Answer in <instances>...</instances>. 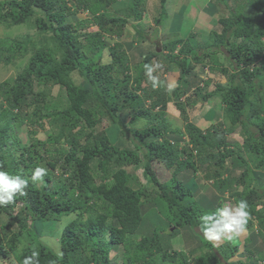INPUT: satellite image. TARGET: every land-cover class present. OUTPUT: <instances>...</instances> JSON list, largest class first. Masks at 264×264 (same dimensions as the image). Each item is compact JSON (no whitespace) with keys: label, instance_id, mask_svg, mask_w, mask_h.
<instances>
[{"label":"trees","instance_id":"obj_1","mask_svg":"<svg viewBox=\"0 0 264 264\" xmlns=\"http://www.w3.org/2000/svg\"><path fill=\"white\" fill-rule=\"evenodd\" d=\"M244 2L249 9L234 20L219 18L221 31L210 33L216 48L210 53L221 58L209 62L208 52L199 54V46L185 50L179 40L165 45L168 54L163 57L181 72L169 97L163 86L145 84V65L151 66L156 56L144 55L130 68L126 43L115 41L144 19L146 0L0 1V26L29 24L40 37L0 38V62L26 61L13 81L0 82V171L28 181L26 195L17 194L12 203L0 206V216L8 217L0 224L2 264H23L34 250L40 254L39 264H250L230 261L244 255L251 241L248 235L215 244L204 238L202 222L203 216L222 208L228 200L221 195L230 192L235 203L248 202L246 231L254 219L264 240V186L257 185L254 173L264 171V0ZM115 5L121 7L115 10ZM73 10L87 12L90 20L69 23ZM91 25L97 27L95 32L79 33ZM177 45L180 48L173 54ZM209 45L205 40L204 49ZM105 49L111 56L107 64L102 63ZM203 58L209 71L223 75L232 71L229 86L218 85L200 96L207 103L198 115L209 123L205 132L188 117L186 107L192 100L180 101L191 86L192 72L197 71L196 79L203 75ZM75 72L82 78L78 84L72 78ZM56 86L59 92L53 98ZM145 100L150 102L148 108ZM172 100L183 119V134L170 129L165 118ZM219 112L225 131L210 122ZM231 112L242 119L230 124ZM139 119L150 125L135 129ZM26 123L31 130L24 131ZM46 126L53 131L45 140L37 139V129ZM240 127L244 142H226L224 134ZM18 130L23 132L16 134ZM175 133L188 138V147L166 139ZM119 134L132 144L131 150L118 147ZM15 150L21 151L18 159ZM43 162L58 173L47 172L43 182L34 183L32 173ZM154 163L163 165L170 178L161 180ZM235 169H241L240 174L230 176ZM139 170L143 183L136 175ZM199 170L202 176L197 175ZM210 180L215 190L209 187ZM200 198L211 200L210 210L201 208ZM60 222L66 224L56 235L57 250L29 230L38 225L42 231H52ZM184 230L193 243L197 238L192 233L200 234L194 244L202 254L185 244L189 236H183ZM23 241L27 246L19 252ZM119 248L121 256L116 253L112 258Z\"/></svg>","mask_w":264,"mask_h":264},{"label":"rangeland","instance_id":"obj_2","mask_svg":"<svg viewBox=\"0 0 264 264\" xmlns=\"http://www.w3.org/2000/svg\"><path fill=\"white\" fill-rule=\"evenodd\" d=\"M0 1H3V0H0ZM182 1L184 2L185 0H178L179 5H174V7H172V6L168 7L167 6L168 0H164L165 4L163 6L162 5L159 6V11L157 12V15L154 19H156L155 22L159 21V25L157 26L158 28L166 27L167 33L165 31H163L164 32L163 37L155 38L153 33H149L148 30L144 29L145 24H149L148 20H145V18L141 22L136 23L135 25L131 24L132 25L131 30L133 31V33H136L139 37L145 39V41L147 39L160 40L161 43H159V45L157 44L152 50L150 49L151 50L150 54L156 56L155 57L156 59L151 60V67L153 68L152 75L157 78L158 85H161L165 88L167 95L169 97H170V93L168 92V86L169 85H175V87L177 86L176 83L181 76V72H180V69H178L177 67L175 68V66L173 64H169L167 62V60L163 57V56H165V57L167 56L166 52L165 53L162 52L163 48L167 49L165 47L166 44L167 45L170 43L174 44V42L176 40H179V41H181V46H183V48L185 50L194 49L195 47L199 46V50H200L198 52L199 54L204 53V51H206L210 54V56L205 55L206 57L209 58V60H208L209 62H210V59L217 60L216 58L219 56V55H216L214 53H210V51L216 50L215 46L212 44L213 38L210 35V31L219 33L222 29V25H219L217 21H216V24L214 27L210 28L207 26L209 31L207 30L208 33L206 32V35H205V37L207 36L206 39H204L202 37L203 33H204V31L202 29H198V33H197V31H195L194 34L198 35L197 39H200V40L196 39L195 42L193 41L192 38L181 40V39H177V35L169 34V33H171V28H169L170 26H167V24L171 20V14L179 16L180 12H182V10H178L185 5V4H182ZM208 3L210 5V10H212L214 13H216L217 9L222 8V9H224L223 10V13H224L223 17H226V18H229L232 20H234V18L236 16H240L241 11L249 9V7H250L248 4H247L248 5V7H247L245 2L243 3V0H210V1H208ZM68 4H70V3H68ZM120 7H121V5H115L114 9L116 10ZM70 8L73 9L74 6L71 5ZM71 12H72V15L68 16L67 20L69 23H72L74 25L78 24L80 21L82 22L83 20H87V19L90 20V18H91L90 15L85 11L73 10ZM250 12L251 11L247 10V13H250ZM182 15H184V12ZM80 28H82V27H80ZM96 30H97V27L95 25H91L89 27H85V28H82L81 30H79V33L95 32ZM37 33H38L37 29L34 26H31L29 24L11 27L10 29L9 28L6 29V27L0 26V38L7 37L10 39H13V38H20V37H24V36H31L33 38V40H39L40 37L37 36ZM125 33L126 32L124 31V34L118 40H115V41L119 42V43L120 42L126 43V40L123 37L125 35ZM139 37H136V43L138 46L137 48H139L137 50V55H134L131 57L130 52H128L129 57H131V58H129L130 68H132L133 65H135L136 63H139L142 60V54L139 53V55H138V52L141 51V48H142V40ZM186 40H189L190 43H187ZM205 40L207 43H211V45H209V48L207 47L208 49H204V47H203ZM124 48H125V50L128 51L127 46H125ZM179 48H180V46H177L176 51L173 54H177V51L179 50ZM227 49H230V47H227ZM263 55H264V52H263ZM103 56H104V60H102V63L107 64L111 61V56L109 54V51H107V49L104 50ZM219 57L221 58V56H219ZM201 61L206 62V63L203 62V63H205V68L202 71L203 75H200L198 77V79H196L195 77L193 78V75H196L197 71L192 72V74L189 76V79H188L191 83V86L186 88V97H184V95H185L184 94L180 98V101L185 102L186 99L192 100V102L190 104H188V106L186 107L188 117H189L190 121L196 127L200 128L202 130V132H205L208 129L207 126L209 125V123H206V124L203 123L202 118H200L198 115H200V113L203 112L202 108H205L207 106L206 105L207 103H205L202 99H200V96H202L203 94H206L209 91L214 90L215 87L218 85H221L224 87L229 86V83H230V78H229L230 75L229 74L232 71H229L227 73L228 75H223L219 70H216V71L212 70V71H214V72H212L211 70L209 71V63H208L207 59L203 58ZM25 63H26L25 60L18 61L14 65H12V64L7 65L4 62H0V82L13 81L15 79L17 73L22 69V67ZM223 65L225 67H227L226 63H223ZM132 75H133V73H132ZM72 78L76 84L80 83L81 79H82L78 75V73H76V72L72 73ZM237 82H238V79L235 80V83H237ZM151 83H152V80L147 75L145 84L147 86H149ZM146 85H145V87H147ZM194 88L198 89V91H194ZM36 90H38V89L36 88ZM58 92H59L58 87L56 86L51 91L52 97L56 98V95H58ZM194 92H195V94H194ZM63 95H64L63 92L59 93L60 98H62ZM0 102H1V100H0ZM214 102H215V104L219 103L218 100H215ZM149 103H150L149 100L144 101L145 108H148ZM222 107L224 108V106H222ZM154 112L158 113L160 111L156 109ZM164 113H165L166 121L170 125L169 128L171 127L172 129L179 130L183 134V126H184L183 119H182L179 111L174 107L173 100L171 102L167 103V107L164 110ZM229 114L230 115H228V118L230 119L229 120L230 124H235L236 123L235 121L238 122L240 119H242L235 112H231ZM128 121H129V118L125 120L126 125H127ZM210 122L213 125V127L218 126V124H220V126H218V129L223 130V131L226 130L225 129L226 126L224 125L225 124L224 123L225 118L221 115L220 112ZM26 124H27V126H26V128H24V131L31 130L32 129L31 125L28 123H26ZM146 125L148 126L150 124H148V122L145 119H139L134 124L135 129H137V130L143 129V127H145ZM52 131H53V129L48 128V126L44 127L43 129L38 128L36 138L39 140H45V136L49 135ZM22 132L23 131L18 130L16 132V134L20 135V133H22ZM242 132H243V129H241V127H240V128H236L235 132L232 133L231 135L226 136L224 134L226 142H230L232 140H235V142H237L238 144L241 145L245 140V135L242 136V134H241ZM166 139H168L172 143L178 142L180 148H184L186 146L188 147V138L185 137L184 135L182 136L179 133L169 134ZM116 144L118 145L119 148H123V149L126 148L128 150L132 149V144L127 140L126 136H124L123 134H119L116 137ZM63 146H64V148H66L65 144ZM20 154H21L20 150L14 151V156L17 159L20 157ZM44 158H49V156H47V154L44 153ZM245 158L247 159L249 164H251L250 158H248V156ZM46 164H47V162L46 163L43 162V164H42L43 168L47 169V172H50L53 175H57L58 171L54 170L51 172L50 171L51 169ZM227 164L230 165L229 161L227 162ZM153 166H154V168H155V170H156V172H157V174L161 180H165L167 178H170L169 172H167L164 169L163 165H161V164L158 165V163H154ZM128 170L132 172L133 168L128 167ZM240 172H241V169L232 170L230 172V176L236 177L238 174H240ZM197 173H198L197 175H199V176L203 175L202 170H199ZM254 173L256 174L255 180L257 182V185L258 186H264V171L261 172V171L255 169ZM136 175H138L137 177L140 180V182L143 183L142 182L143 179L141 178L142 177L141 170L137 171ZM184 175L186 177L192 176L191 173H187ZM205 178H206V176H205ZM191 179L193 181V176L191 177ZM210 183H212V185H210ZM208 184L210 185L209 186L210 188L215 190V188L213 186V180H210ZM188 186L191 187V184H189ZM215 186L217 187L218 184L216 183ZM210 190L211 189H209L208 192L211 193ZM235 190L239 192L241 190V188L238 187ZM204 194H208V193L205 191ZM229 194H230V192H228V193L224 192L221 195V196H223V200H228V201L222 202V208H224V207L234 208L235 207L236 203L234 202V198L231 196L229 197ZM200 199L201 200L199 201V204H200L201 208H203L205 210H210L211 206H212L211 200L209 199L210 201H207L206 199H203V200H202V198H200ZM18 210H19V206H17L15 208V210H14L15 213H17ZM6 222H8V217L6 215H1L0 216V224H2V223L5 224ZM252 222H253L252 228L241 234V236H243V237L248 235L251 239V241L246 243V245H245L246 251H245L244 255L242 257L239 256V257L231 258L230 259L231 262H236V260L238 261V259H240L239 261H241L242 263L264 264V260L261 259L262 261H260L257 259V258L264 257V244L262 243V242H264V240L262 237H260L257 234V231H259V229H258V225H257L256 220L252 219ZM64 224H66V222H60V223H58V226L55 230L48 231V232L42 231L38 225H36V227L33 229L31 226H29V230L33 234L37 235L39 237V239L43 240L46 244L50 245V247L52 249L57 250V248H58L57 244L58 243H57L56 235H58V233L60 232V229L63 227ZM182 233L184 234L183 236H189V238L185 239V244H190L192 246V249L196 250V255L202 254L203 252L201 249L198 248V246H197L198 244L197 245L194 244L197 240H199L198 238H199L200 234L192 233L193 236H196V238H197L196 240H195V238L192 239L194 241V243H193L191 241L192 236L188 230H184ZM238 237L235 241H238ZM182 241H183V237H182ZM223 241H227V239H221L219 242H214V243L218 244V243L223 242ZM24 246H27V244L23 241L18 246L19 252ZM116 253L118 254V256H121L122 252H120V248L118 250H116L115 253L111 254L112 258L115 257V255H117ZM0 264H2L1 259H0Z\"/></svg>","mask_w":264,"mask_h":264},{"label":"clouds","instance_id":"obj_3","mask_svg":"<svg viewBox=\"0 0 264 264\" xmlns=\"http://www.w3.org/2000/svg\"><path fill=\"white\" fill-rule=\"evenodd\" d=\"M176 51V50H175ZM165 53V52H163ZM168 54V52H166ZM258 67L259 62H256ZM147 75L152 80L153 88L158 86V80L152 75L153 68L145 65ZM254 65H252V69ZM175 85L168 86V92L174 90ZM47 169L36 167L32 173L31 180L43 182ZM28 187V181L20 176H10L8 173L0 171V206H6L12 203L19 194L26 195L25 189ZM250 217L249 205L247 200L240 199L234 208H218L214 213L202 217L203 235L208 241L219 242L221 239L233 241L246 231V225ZM39 252L32 251L30 256L23 258V264H39Z\"/></svg>","mask_w":264,"mask_h":264},{"label":"crops","instance_id":"obj_4","mask_svg":"<svg viewBox=\"0 0 264 264\" xmlns=\"http://www.w3.org/2000/svg\"><path fill=\"white\" fill-rule=\"evenodd\" d=\"M210 0H185L182 1V4H185L182 8L178 10H182L179 16L171 14V20L168 22L167 26L171 28V35H177V39H187L191 37H195L197 39L198 35L194 34L195 31L198 33V29H202L204 31L203 38L206 39L205 35L208 27L212 28L215 26L216 21L219 18H222L224 13V9H217L216 13L210 10V5L208 3ZM160 0H146V10L144 12L145 20H148L149 24H145L144 29L148 30L149 33H153L155 38L163 37L165 31L167 33L166 27L158 28L154 19L159 11ZM174 5H179L178 0H168L167 6L174 7ZM184 12V15H182ZM208 26V27H207ZM212 31H210L211 33ZM208 33V32H207ZM136 37L138 35L133 33L131 27H129L124 35V39L126 40V46L128 51L130 52V56L137 55V43ZM140 38V37H139ZM139 40V39H138ZM152 40V41H151ZM200 40V39H197ZM160 40L153 39H145L142 40V48L141 51L138 52L144 55H151L150 51L158 44ZM180 46V45H177ZM136 49V50H135ZM151 49V50H150ZM163 52H167V49H163ZM129 54V53H128ZM129 57V58H131ZM132 60V59H131ZM137 64V63H136ZM186 97V95L184 96Z\"/></svg>","mask_w":264,"mask_h":264},{"label":"bare ground","instance_id":"obj_5","mask_svg":"<svg viewBox=\"0 0 264 264\" xmlns=\"http://www.w3.org/2000/svg\"><path fill=\"white\" fill-rule=\"evenodd\" d=\"M61 200V199H60Z\"/></svg>","mask_w":264,"mask_h":264}]
</instances>
